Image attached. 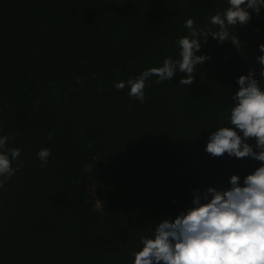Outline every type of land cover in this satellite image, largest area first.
Listing matches in <instances>:
<instances>
[{"label": "trees", "instance_id": "trees-1", "mask_svg": "<svg viewBox=\"0 0 264 264\" xmlns=\"http://www.w3.org/2000/svg\"><path fill=\"white\" fill-rule=\"evenodd\" d=\"M228 0H0V137L21 149L0 188V264H133L141 239L262 165L205 151L229 124L241 75L264 53V7L230 40L200 37L191 85L149 79L143 103L114 85L179 59V38ZM251 11V10H250ZM241 135L242 132L240 133ZM248 143L255 146V139ZM50 149L46 167L38 152ZM16 162H13V167ZM90 173V174H88ZM207 202V201H202Z\"/></svg>", "mask_w": 264, "mask_h": 264}, {"label": "clouds", "instance_id": "clouds-1", "mask_svg": "<svg viewBox=\"0 0 264 264\" xmlns=\"http://www.w3.org/2000/svg\"><path fill=\"white\" fill-rule=\"evenodd\" d=\"M228 5L222 13L209 17L218 31L198 30L189 18L184 25L189 34L177 41L179 59L165 58L162 66L148 68L114 87L123 90L127 85L128 95L143 103L144 90L151 86L148 81L153 76L158 78L157 83L169 81L178 69L187 74L179 81L180 85H191L196 66L211 59L196 54L202 48L200 37H204V42L211 36L219 43L230 40L237 45L236 37L229 34V26L250 22L252 12L260 14L264 0H228ZM259 51L264 53V44L259 45ZM257 61L264 66V54ZM260 75L264 77V70ZM255 76V69H251L238 78L240 87L232 95L234 104L229 120L234 127H220L212 132L205 151L213 157L225 153L236 158L251 157L262 165L244 177V186L240 176L233 175L227 190L215 187L203 193L196 190L192 207L181 211L175 219L164 218L152 238L141 239L142 247L133 253V264H264V87ZM253 138L255 146L248 143ZM8 139L0 137V188L21 167L22 150L9 149ZM50 155V149L38 152L42 167L47 166Z\"/></svg>", "mask_w": 264, "mask_h": 264}, {"label": "rangeland", "instance_id": "rangeland-1", "mask_svg": "<svg viewBox=\"0 0 264 264\" xmlns=\"http://www.w3.org/2000/svg\"><path fill=\"white\" fill-rule=\"evenodd\" d=\"M88 174H90V173H88Z\"/></svg>", "mask_w": 264, "mask_h": 264}]
</instances>
